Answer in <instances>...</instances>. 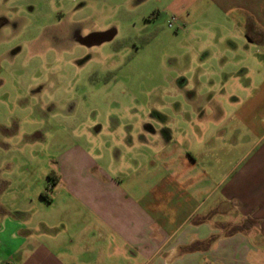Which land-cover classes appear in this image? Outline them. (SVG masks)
Listing matches in <instances>:
<instances>
[{
	"label": "crops",
	"instance_id": "obj_1",
	"mask_svg": "<svg viewBox=\"0 0 264 264\" xmlns=\"http://www.w3.org/2000/svg\"><path fill=\"white\" fill-rule=\"evenodd\" d=\"M213 1L263 46L260 80L229 114L137 116L111 162L60 156L51 195L0 202V264H264V0Z\"/></svg>",
	"mask_w": 264,
	"mask_h": 264
},
{
	"label": "rangeland",
	"instance_id": "obj_2",
	"mask_svg": "<svg viewBox=\"0 0 264 264\" xmlns=\"http://www.w3.org/2000/svg\"><path fill=\"white\" fill-rule=\"evenodd\" d=\"M234 17L213 0H0V202L51 195L72 149L111 162L137 116L187 110L188 96L232 112L263 51Z\"/></svg>",
	"mask_w": 264,
	"mask_h": 264
},
{
	"label": "built area",
	"instance_id": "obj_3",
	"mask_svg": "<svg viewBox=\"0 0 264 264\" xmlns=\"http://www.w3.org/2000/svg\"><path fill=\"white\" fill-rule=\"evenodd\" d=\"M175 22H176L175 18H172L171 21L168 24V28H170V29L173 28Z\"/></svg>",
	"mask_w": 264,
	"mask_h": 264
},
{
	"label": "trees",
	"instance_id": "obj_4",
	"mask_svg": "<svg viewBox=\"0 0 264 264\" xmlns=\"http://www.w3.org/2000/svg\"><path fill=\"white\" fill-rule=\"evenodd\" d=\"M50 177V176H49ZM44 196V195H43Z\"/></svg>",
	"mask_w": 264,
	"mask_h": 264
}]
</instances>
